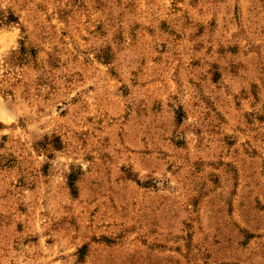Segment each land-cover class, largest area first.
<instances>
[{"label":"rangeland","instance_id":"1","mask_svg":"<svg viewBox=\"0 0 264 264\" xmlns=\"http://www.w3.org/2000/svg\"><path fill=\"white\" fill-rule=\"evenodd\" d=\"M0 10V264H264V0Z\"/></svg>","mask_w":264,"mask_h":264},{"label":"trees","instance_id":"2","mask_svg":"<svg viewBox=\"0 0 264 264\" xmlns=\"http://www.w3.org/2000/svg\"><path fill=\"white\" fill-rule=\"evenodd\" d=\"M10 23H16V17L10 11L3 13L0 10V27L2 25H8Z\"/></svg>","mask_w":264,"mask_h":264}]
</instances>
